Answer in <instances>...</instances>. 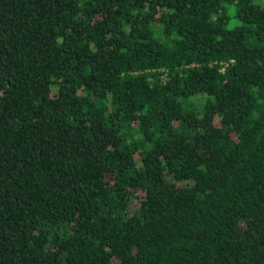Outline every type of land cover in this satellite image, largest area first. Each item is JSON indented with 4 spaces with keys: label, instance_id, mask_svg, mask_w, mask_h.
Returning a JSON list of instances; mask_svg holds the SVG:
<instances>
[{
    "label": "trees",
    "instance_id": "trees-1",
    "mask_svg": "<svg viewBox=\"0 0 264 264\" xmlns=\"http://www.w3.org/2000/svg\"><path fill=\"white\" fill-rule=\"evenodd\" d=\"M0 264H264V1L0 0Z\"/></svg>",
    "mask_w": 264,
    "mask_h": 264
},
{
    "label": "rangeland",
    "instance_id": "rangeland-1",
    "mask_svg": "<svg viewBox=\"0 0 264 264\" xmlns=\"http://www.w3.org/2000/svg\"><path fill=\"white\" fill-rule=\"evenodd\" d=\"M258 1V0H257ZM260 1H264V0H260Z\"/></svg>",
    "mask_w": 264,
    "mask_h": 264
}]
</instances>
